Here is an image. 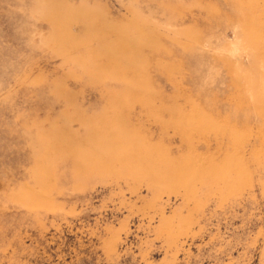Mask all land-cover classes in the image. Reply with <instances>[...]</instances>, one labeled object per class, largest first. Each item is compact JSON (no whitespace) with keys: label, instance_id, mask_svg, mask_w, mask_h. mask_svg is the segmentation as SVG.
<instances>
[{"label":"rangeland","instance_id":"obj_1","mask_svg":"<svg viewBox=\"0 0 264 264\" xmlns=\"http://www.w3.org/2000/svg\"><path fill=\"white\" fill-rule=\"evenodd\" d=\"M0 264H264V0H0Z\"/></svg>","mask_w":264,"mask_h":264}]
</instances>
